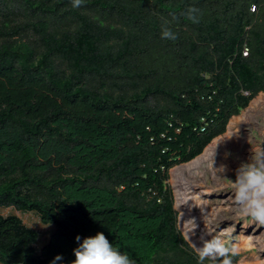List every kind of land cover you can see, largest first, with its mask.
Instances as JSON below:
<instances>
[{"label":"trees","instance_id":"obj_1","mask_svg":"<svg viewBox=\"0 0 264 264\" xmlns=\"http://www.w3.org/2000/svg\"><path fill=\"white\" fill-rule=\"evenodd\" d=\"M176 35L162 38V27ZM264 91V0H0L1 264H199L168 185ZM204 264H211L206 259Z\"/></svg>","mask_w":264,"mask_h":264},{"label":"rangeland","instance_id":"obj_2","mask_svg":"<svg viewBox=\"0 0 264 264\" xmlns=\"http://www.w3.org/2000/svg\"><path fill=\"white\" fill-rule=\"evenodd\" d=\"M263 92L264 91L259 92L251 100L250 104L238 115H234L230 118L226 130L223 132L224 134L227 132L231 120L243 115V113L249 109L251 103ZM236 125L237 127L234 129L239 132L238 143L232 145L230 142L227 143L226 147L221 145L219 148V150L222 151V154L226 156V162H230L231 167L223 174L218 171L213 173L210 169L205 168L202 177H199L201 181L203 180V184L197 188L199 200L202 203L198 201L199 203L197 202L194 205H197V209L199 210H203L204 204L213 209L214 216L211 223L207 224L208 230L211 228L210 231L214 235H221L222 230L226 229L227 233L222 236L225 243L228 245L235 243L239 247V254L232 257L233 264H264V226L259 225L250 217H246L241 213L239 205L235 202L234 192L231 187L232 181L236 179V170L240 164L242 162H247L252 153L258 150H264V100L260 101L249 111L246 119H240ZM221 135L223 134H220L217 137ZM214 139H216V137ZM181 164L175 165L170 169L168 185L173 192L175 208L178 212V228L193 247L192 244L194 243L191 239V242L187 239L185 228L182 225V212L179 208L175 188L171 181L172 170ZM13 213L19 215L27 226L39 232V239L36 246L40 249L50 238L54 226L43 224L39 215L35 212H18L14 208H0V214L2 215ZM197 229L199 237L204 235L206 239H211V236L206 235L207 228L205 224H200ZM194 250L196 251L195 248Z\"/></svg>","mask_w":264,"mask_h":264},{"label":"clouds","instance_id":"obj_3","mask_svg":"<svg viewBox=\"0 0 264 264\" xmlns=\"http://www.w3.org/2000/svg\"><path fill=\"white\" fill-rule=\"evenodd\" d=\"M82 2L83 0H73V6L79 7ZM161 35L164 39H176L175 33L166 26L162 27ZM214 169L221 174L227 170L225 165ZM231 187L241 213L264 226V150L252 153L247 162L240 164L236 170V179L232 181ZM205 226L207 228L206 235L211 236V239H206L202 235L200 237L203 242L202 247L192 244L198 253L199 264H204L206 259L210 260L211 264H233L232 257L237 256L240 249L235 243L231 245L225 243L222 236L227 233V230H222L221 235H214L208 230L206 223ZM196 227L197 224L194 221V226L190 232H193ZM189 233H187V239L190 241ZM76 240L78 247L73 250L75 259L71 264H135L126 252L121 253L119 248L110 243L103 232H98L95 236L85 237L82 242L80 236H77ZM61 260L63 257L57 255L51 264H56L57 261Z\"/></svg>","mask_w":264,"mask_h":264},{"label":"bare ground","instance_id":"obj_4","mask_svg":"<svg viewBox=\"0 0 264 264\" xmlns=\"http://www.w3.org/2000/svg\"><path fill=\"white\" fill-rule=\"evenodd\" d=\"M263 100L264 92L251 103L249 109L243 113V115L233 118L229 123L227 132L225 134L223 133V135L219 137H216V139H214V141L204 150V152L200 154V156H197L191 161L181 164L172 170L171 181L174 185L178 205L182 212V225L185 228L186 234L189 233L190 229L194 226V221L197 224V227H199L200 224H210L214 216V210L209 208L206 204H204L203 210L197 209V205H194L200 201L197 188L203 184V180L201 181L199 177H202L205 168H208L215 173L218 170L214 168L218 169L221 165H225L226 169L231 167L230 162H226V156L222 154V151H220L219 148L221 145L226 147L227 143L230 142L232 145H236L238 143L239 132L234 129L237 127L236 124H238L240 119H246L249 111ZM197 227L193 232L189 233V236L191 241L196 246L202 247L203 242L200 239L202 235L200 237L198 236ZM210 229L211 228H209V230Z\"/></svg>","mask_w":264,"mask_h":264}]
</instances>
